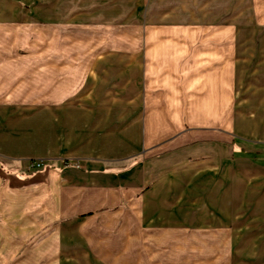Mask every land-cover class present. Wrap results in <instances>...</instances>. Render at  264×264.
Instances as JSON below:
<instances>
[{"label":"crops","instance_id":"0c3cea01","mask_svg":"<svg viewBox=\"0 0 264 264\" xmlns=\"http://www.w3.org/2000/svg\"><path fill=\"white\" fill-rule=\"evenodd\" d=\"M32 1L30 19H47L54 25L88 21L90 14L105 10L104 0ZM131 1L136 4L137 0L116 2L123 8L124 2ZM122 8L109 9L106 19H117ZM136 10V6L132 8L133 14ZM148 32L146 73L152 79L156 69L171 67L177 53L188 49L169 43L170 39L164 41L180 37L181 30L150 28ZM154 37L162 39L154 44ZM210 49L209 59L215 60L221 53ZM231 54L225 50L223 64L209 68L203 80L208 107H202L198 92L186 115L200 117L203 108L212 118H229L224 131L213 128L225 133L224 142H216L214 136L206 142L209 152L220 149L223 157H209L207 179L193 187L192 204L206 209L209 241L225 246L226 258L233 260L231 249L237 236L246 238L255 230L264 235V125L258 119L252 131H236L239 142L234 149ZM191 60L195 62V58ZM7 65L9 62L0 66V190L3 196L16 198L21 216L14 223L17 234H27L29 240L30 233L34 237L47 229L34 237L24 256L39 261L49 255L47 259L58 264H146L138 245L150 244L148 235L162 229L163 212L184 206L186 192L184 183L179 184L184 175L173 174L170 179L168 172L159 171L162 159L137 160V133L142 129L145 143H151L167 131V121L162 118L171 116L177 121L185 111L163 96L160 105L147 104L144 122L139 125L135 103L121 119L118 105L101 102L104 86L98 85L99 78L88 75L86 82L82 78L74 84L73 61L37 63L47 72L39 71L31 78L4 72ZM193 78V87L200 89L202 77ZM254 98L240 106L238 115L254 111L257 117H264V83ZM110 99L119 102L120 95ZM237 150L239 154L234 155ZM35 161L42 166L28 170ZM174 188L176 194L170 196ZM203 224L199 220L195 227L206 229Z\"/></svg>","mask_w":264,"mask_h":264},{"label":"rangeland","instance_id":"374dc122","mask_svg":"<svg viewBox=\"0 0 264 264\" xmlns=\"http://www.w3.org/2000/svg\"><path fill=\"white\" fill-rule=\"evenodd\" d=\"M116 1L104 0L106 13L104 10L100 15L90 14L88 21L77 19L64 26L65 23L54 25L47 19L32 21V0H0V66L9 62L4 72L31 78L39 71L47 72L37 67V63L53 59L73 61L74 84L81 83L82 78V82H86L88 75L99 78L98 85L104 86L101 102L106 106L118 105L121 119L127 117H123L126 108L132 109L135 103L139 125L144 122L147 107L160 105L161 97L167 96L179 103L185 115L177 121L171 116L162 118L167 121V131L153 142L145 143L142 129L137 133V160L162 159L159 171L168 172L170 179L173 174L184 175L179 184L184 183L186 192L184 206L163 212L162 229H155L148 235L151 236L150 244L138 245L146 255L143 260L146 264H264V235L256 234V230L246 238L236 237L230 248L234 252L233 260L226 258L225 246L209 241L208 212L192 204L193 187L207 179L209 157H223L220 149L216 153L209 152L211 149L206 142L209 136H214L216 142H224L225 133L213 128L216 126L224 131L229 118H212L204 114L203 108L200 117L186 115L198 92L202 98L200 104L208 107L207 85L203 80L209 68L223 64L225 50H230L234 149L239 140L236 131H252L258 119L262 121L259 124L264 125V117H257L254 111H248L247 116L238 115L240 106L255 100L258 86L264 83V0H137L136 4L124 2L123 8V4L119 6ZM134 5L136 14L132 11ZM119 7L122 9L117 19H106L109 9L116 12ZM150 28L181 30L180 37H166L164 41L170 39L169 43L188 49L185 53H177L178 59L171 67L156 69L152 79L146 73ZM161 39L154 37L152 43ZM213 47L222 55L210 60L209 51ZM194 75L202 77L200 89L192 85ZM112 95H120V101H112ZM237 154L238 150L234 155ZM40 166L42 164L35 161L28 170ZM2 185L0 179V189ZM176 190L172 189L170 196L171 193L175 195ZM1 192L0 264H58L48 260L49 255H43L39 261L24 256L34 237L42 236L47 229L34 237L30 233L29 240L27 234H17L14 223L20 221L21 216L16 210V198L3 196ZM199 220L204 221L206 229L195 227ZM11 224L13 226H9Z\"/></svg>","mask_w":264,"mask_h":264},{"label":"built area","instance_id":"2783aa9c","mask_svg":"<svg viewBox=\"0 0 264 264\" xmlns=\"http://www.w3.org/2000/svg\"><path fill=\"white\" fill-rule=\"evenodd\" d=\"M38 165H39V163H38Z\"/></svg>","mask_w":264,"mask_h":264}]
</instances>
